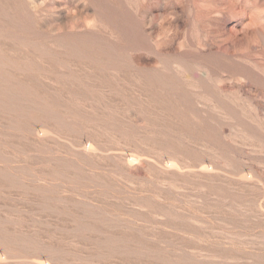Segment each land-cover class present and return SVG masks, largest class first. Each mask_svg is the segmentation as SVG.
<instances>
[{
    "label": "rangeland",
    "instance_id": "1",
    "mask_svg": "<svg viewBox=\"0 0 264 264\" xmlns=\"http://www.w3.org/2000/svg\"><path fill=\"white\" fill-rule=\"evenodd\" d=\"M0 264H264V0H0Z\"/></svg>",
    "mask_w": 264,
    "mask_h": 264
}]
</instances>
